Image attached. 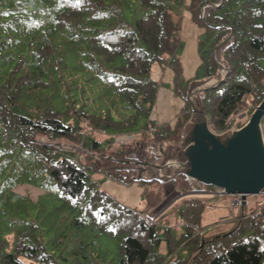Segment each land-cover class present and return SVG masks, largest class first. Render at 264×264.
Segmentation results:
<instances>
[{
	"label": "trees",
	"instance_id": "obj_1",
	"mask_svg": "<svg viewBox=\"0 0 264 264\" xmlns=\"http://www.w3.org/2000/svg\"><path fill=\"white\" fill-rule=\"evenodd\" d=\"M55 1L50 30L26 27L21 32L16 28L17 22L31 17L15 14L14 9L0 11V51L9 48L11 52L7 61L0 62V174H5L4 181L13 178L22 180L18 184H35L37 178L43 177V182L49 179L61 194L76 203L85 201L88 212L97 210L105 224L126 234L118 264H264V212L256 214L257 208L250 209L230 232L207 237L200 226L205 202L185 201L178 213L184 223L182 234L176 237L167 225L173 214L170 212L160 237L158 223L146 220L149 210L160 203L157 194H151L156 196L154 202L146 197L143 210L135 212L119 206L88 178L94 172L145 183L151 193L152 187L162 184L169 189L178 186L181 190L184 184L190 187L183 177L166 183L136 179L144 163L155 162L152 144L179 143L191 118L189 107L183 114L184 120L174 131H168V137L148 142L140 135L139 143L106 158L101 144L87 138L84 128L89 132L120 134L136 124L135 116L148 118L154 111L158 86L149 77L152 66L165 61L166 65L174 66L176 75L179 71L175 52L180 45L181 26L171 15L166 0ZM215 1L190 0L189 9L194 23L216 32L203 77L194 82L219 75L211 53L233 32L215 52V59L228 68V76L216 89L202 94L209 127L220 134L232 128L231 122L241 109L249 107L251 113L264 98V0H219L216 4L220 6L210 7L204 22L201 9ZM218 25H221L218 29L210 27ZM65 32L72 40H78L74 45L85 43L88 67L104 76L135 116L118 120L108 113L98 114L88 108L85 96L82 104L72 97V83L64 75L68 62L64 40L57 41ZM28 34H31L28 45L35 44L32 53H15L18 38ZM2 58L0 53V61ZM51 87L52 91L65 88L68 92L64 112L50 106L38 108V104L37 112L23 107L31 101L39 102L44 91ZM180 94L185 96L186 90ZM63 115L74 118L75 123L66 125ZM239 123L234 127L244 125ZM150 125L154 127V122L149 121L144 130L148 131ZM57 141L78 145L87 154L84 159L79 158L75 150L61 148ZM97 153L101 158H95ZM32 229L17 235L11 252L5 251L6 241L0 238V264H24L23 258L40 264H59ZM246 232L249 235L245 237ZM180 250L186 255L177 257Z\"/></svg>",
	"mask_w": 264,
	"mask_h": 264
},
{
	"label": "rangeland",
	"instance_id": "obj_2",
	"mask_svg": "<svg viewBox=\"0 0 264 264\" xmlns=\"http://www.w3.org/2000/svg\"><path fill=\"white\" fill-rule=\"evenodd\" d=\"M218 1L213 4L218 5L216 4ZM166 2L171 15L180 21L181 26L180 45L175 52L179 71L176 75L174 66L166 65L165 61L152 66L149 77L157 82L158 87L155 108L148 118L143 115L135 116L134 112L125 107L124 101L109 86L104 76L88 67L85 62L84 42L74 45L73 43H78V40H72L71 36H68V32L63 33L57 39L58 42L64 40L62 43L65 45L64 49H66L68 60L64 75L67 78L66 81L72 83V97L82 104L85 100L83 96H85L88 108L98 114L108 113L118 120L136 117V124L128 132L124 131L120 134L114 131L89 132L88 128L84 127L87 138H94L101 144L105 158L107 155L112 156L115 152L128 149L139 143L140 135L146 137L148 142L160 140V136L168 137V131H174L178 124L184 120L183 114L189 107L180 91H187L189 85L202 78L205 72L204 63L208 59L216 32L192 21L189 9L190 0H166ZM56 3L55 0H0V11L14 9L15 14L29 15L28 17H31L29 20L17 22L16 28L21 32L25 31L26 27H43L50 30ZM212 5L201 9V18L202 15H206L210 7H213ZM30 39L31 34L19 37L14 52L19 55L31 54L35 44L28 45ZM9 50L8 48L0 51L3 55L0 62L9 58L11 55ZM11 51L13 52V50ZM262 64L264 65V63ZM52 90L53 87L44 91L39 102L31 101L29 104H24L23 107L37 112L36 104H38V108L50 106L59 112H64L63 108L67 103L68 92L65 88ZM31 103L34 104L31 105ZM244 108L234 116L235 119L231 124L236 125L238 122L245 124L248 121L253 111L250 113L251 108ZM62 120L66 125H73L76 121L65 115L62 116ZM149 121L154 122V127L150 125L146 131L144 130L145 125ZM234 125L231 127L235 128ZM86 142L89 140L87 139ZM57 144L61 148L75 150V155L79 158L84 159V155L87 154L81 147L73 143L57 141ZM95 158L99 159L101 156L97 153ZM5 177V174H0V238L6 241L5 251L13 250L19 233L34 227L32 229L34 235L59 264H118L120 247L126 234L113 228L110 224H105L97 210L88 212L85 201L76 203L70 197L61 194L49 179L43 182V177H40L37 178L35 184H31L32 182L18 184L22 180L13 181L12 178L5 182ZM88 178L95 184L96 189L105 192L119 206L135 212L143 210L146 197L154 202L156 196L151 194H157L160 203L151 208L146 216L152 223H158L160 237H162L165 226L163 222H169L170 212L173 214L171 222L167 225L171 226L176 237L182 234L183 224L178 213L185 201L197 199L205 202L206 206L200 226L201 230L207 233V237L230 232L238 222L239 211L256 210L257 206L264 203L263 195L247 196L249 204L244 203L237 210L230 206V197H215L218 191L211 187H208L209 190L199 187L201 192L194 193L185 184L181 190L178 186L169 189L168 185L162 184V187H152L153 193H151L145 183L125 181V179L107 177L94 172H91ZM2 212L3 214H1ZM247 235L249 232L244 234L245 237ZM178 255L185 256L186 253L184 254L180 250L177 257ZM21 260L24 264H40L24 258Z\"/></svg>",
	"mask_w": 264,
	"mask_h": 264
},
{
	"label": "water",
	"instance_id": "obj_3",
	"mask_svg": "<svg viewBox=\"0 0 264 264\" xmlns=\"http://www.w3.org/2000/svg\"><path fill=\"white\" fill-rule=\"evenodd\" d=\"M219 6L213 5V8ZM202 19L205 22L206 15H202ZM210 27L218 29L221 25ZM232 35L231 31L211 53L219 75L191 83L183 96L190 107L191 118L181 140L177 145L152 144L155 162L144 163L136 173L137 180L166 183L183 177L194 193L200 191L199 187H211L227 196H241L243 204L247 196L264 192V98L241 128L220 134L211 131L203 106L202 94L216 89L229 74L228 68L215 59V52Z\"/></svg>",
	"mask_w": 264,
	"mask_h": 264
},
{
	"label": "built area",
	"instance_id": "obj_4",
	"mask_svg": "<svg viewBox=\"0 0 264 264\" xmlns=\"http://www.w3.org/2000/svg\"><path fill=\"white\" fill-rule=\"evenodd\" d=\"M215 197L223 198L224 194L222 192L218 191V193L215 194ZM232 198L233 199L230 202V206L240 209V207L243 205L242 198L240 196H234ZM261 212H264V203L262 204V206H260L258 208L256 214H260ZM263 218H264V215H263Z\"/></svg>",
	"mask_w": 264,
	"mask_h": 264
}]
</instances>
